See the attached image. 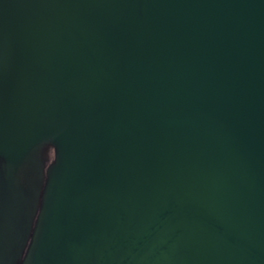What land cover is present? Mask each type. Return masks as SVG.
Here are the masks:
<instances>
[{"label": "water", "instance_id": "95a60500", "mask_svg": "<svg viewBox=\"0 0 264 264\" xmlns=\"http://www.w3.org/2000/svg\"><path fill=\"white\" fill-rule=\"evenodd\" d=\"M0 264H264V0H0Z\"/></svg>", "mask_w": 264, "mask_h": 264}]
</instances>
